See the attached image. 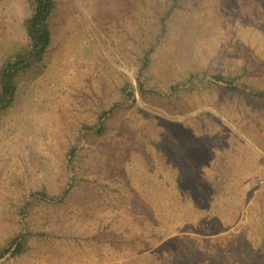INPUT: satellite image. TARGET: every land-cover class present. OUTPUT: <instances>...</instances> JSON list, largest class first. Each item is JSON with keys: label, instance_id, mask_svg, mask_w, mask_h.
Returning <instances> with one entry per match:
<instances>
[{"label": "rangeland", "instance_id": "374dc122", "mask_svg": "<svg viewBox=\"0 0 264 264\" xmlns=\"http://www.w3.org/2000/svg\"><path fill=\"white\" fill-rule=\"evenodd\" d=\"M170 1L57 0L50 67L0 122V249L35 233L0 264H264V101L207 84L247 72L264 92V0H181L163 26ZM30 14L28 0H0V66ZM148 52L159 97L136 94L86 138L128 101ZM44 189L58 198L21 214Z\"/></svg>", "mask_w": 264, "mask_h": 264}, {"label": "trees", "instance_id": "16d2710c", "mask_svg": "<svg viewBox=\"0 0 264 264\" xmlns=\"http://www.w3.org/2000/svg\"><path fill=\"white\" fill-rule=\"evenodd\" d=\"M31 8V14L27 16L23 23L24 32L26 35V44L21 49L7 57L0 66V122L10 113L15 107L21 90L26 82L34 81L43 76L49 69L51 64L50 51L53 45V19L56 14L58 4L57 0H28ZM181 5V0H171L167 12L162 17L161 23L166 26L167 19ZM142 64L136 76L137 85L134 86L133 81H128L129 87L128 101L117 104L111 109L104 110L98 118V123L95 126L85 125L83 131L87 132L85 137L91 134L105 135L108 130V120L118 115L122 110L123 105L136 102V94H139L141 99L146 102L149 96L159 97L155 91L147 90L143 76L149 69L151 63V52L145 54L141 59ZM247 76V72L242 76H227L223 74L212 75L207 78V84L225 90L232 96L246 93L254 99L264 101V92L257 90L252 85L242 81ZM197 81H201L198 75H193L184 85L176 84L174 93L181 86L187 87L196 85ZM80 140V139H79ZM81 141V140H80ZM79 144L74 146L67 155L68 168V188L62 193L60 198L66 200L74 192L80 178V154ZM194 188V187H193ZM54 198L49 196L46 189L38 190L31 194L27 200L21 214L36 210L44 203H51ZM153 201L155 197L153 196ZM152 206L151 214H154L155 203ZM145 211V210H144ZM35 233L27 231L17 235L9 241L8 248L0 249V260L7 255L18 258L27 253L29 249V241ZM43 235V234H41Z\"/></svg>", "mask_w": 264, "mask_h": 264}]
</instances>
